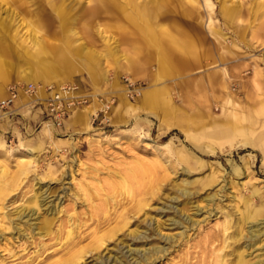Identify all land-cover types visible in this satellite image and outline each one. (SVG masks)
I'll list each match as a JSON object with an SVG mask.
<instances>
[{"label": "rangeland", "instance_id": "1", "mask_svg": "<svg viewBox=\"0 0 264 264\" xmlns=\"http://www.w3.org/2000/svg\"><path fill=\"white\" fill-rule=\"evenodd\" d=\"M147 20L166 50L175 37L179 56L188 43L202 62L185 71L192 86L170 97L207 122L197 142L164 136L141 104L120 97V61ZM11 47L43 49L34 60L49 70ZM0 62V99L36 75L89 96L59 129L39 112L0 116V264H264V0H0ZM209 69L221 96L197 82ZM100 102L111 108L91 128L76 122L88 110L91 125ZM250 135H262L259 150ZM27 148L37 158L19 163Z\"/></svg>", "mask_w": 264, "mask_h": 264}, {"label": "crops", "instance_id": "2", "mask_svg": "<svg viewBox=\"0 0 264 264\" xmlns=\"http://www.w3.org/2000/svg\"><path fill=\"white\" fill-rule=\"evenodd\" d=\"M155 26L156 25L153 23V21L149 22L147 20L142 29L143 31H141V38H138V34H136L137 36L135 37V39L131 37V40L134 42H131L130 45L133 46V48H136L135 49L136 51L134 50L133 53L129 52L127 55L130 57H125L126 59L123 58L121 60L122 62L120 61L121 66H124V67L126 66L125 68H122L121 71L124 72L125 75L131 77L133 80L137 82L145 83L147 87H148V83L149 82L151 83L150 84L151 86L149 85V88L145 92L144 90L147 87L143 89L142 91L143 96L136 99L134 102L142 105L143 112L146 114L147 118H153L158 122V128L160 130L162 129L161 123L163 120H165L168 124L174 126L172 129L167 130L164 136L168 135L166 134L168 131H173V130L180 131L179 127H184L186 128L188 135H189V138H186V137L185 138L189 139L190 141L197 142L196 132L199 128H201V126H203L204 123H207V122L204 121L203 124L201 122L198 123V121H196L195 112L193 113V112H189L186 109H183V110L179 109L170 97L172 95L173 89L175 88L176 89L177 88L188 89L189 87L192 86L193 80L191 78L186 79L188 74L185 71L199 64L188 65V66L185 65V62L182 59L183 57L179 56V53L177 50V47H179V43L178 41H176L175 37L172 38V42L170 44L171 50L170 51L166 50L164 43L160 41L161 39L159 38L154 39L153 36L151 37V35H154L155 32L159 33L160 35L162 34V32L160 31V27L156 28ZM130 34L131 36H133L135 33L133 34L132 32H130ZM154 40H157V41H154ZM145 48H146V51H145ZM190 48H191V53H193L195 51V49L193 48V45H190ZM213 63L214 62H212V64ZM181 65L185 66V70H182V68L180 67ZM200 65H202L201 61H200ZM103 66L104 65H102L101 63H98L95 66H92V65L89 66V68L90 69L97 68V67L103 68ZM105 67H108V65H105ZM211 68L214 69V67H211ZM212 69L207 70L205 76L198 78L197 82L201 84L213 86L214 88L215 86H219V84H217V81H216L218 77L215 78L216 75L211 74ZM127 70L133 71L132 74H130ZM253 70L256 71V68ZM224 75H225L224 77L222 76L220 77L223 83L229 84L231 81H233L226 71ZM226 78H228L229 81H227ZM89 80L90 82H93V79H89ZM109 80L110 79H108V81ZM242 82H245V81L243 80ZM252 82L255 84H258L261 82V80L259 79V77L256 76L252 80ZM118 83L121 86L120 87L121 90L119 92H120V97L122 98V101L124 103V106L130 107V105L132 104V100H130L127 95L126 85H121L120 80H117L116 85H119ZM26 84L27 85L29 84L51 85V84H46V83H41V82L26 83ZM224 89H225L224 87H216L215 90L217 91V94H218L217 96H221L220 92L224 91ZM185 96L189 98L188 93H186ZM126 100L129 101L130 104ZM226 104H228V101L226 102ZM86 112L87 113L81 114L77 118L76 122L80 124L84 123L86 128L88 129V128H91L92 126V115L90 117L91 119V125H90L88 122L90 111L86 110ZM115 122H117L119 125H122V124H126L127 120H125L124 114H120L117 118V121ZM65 123H64V126H65ZM143 123L146 124L148 130L153 129V126H154L153 121L149 119H144ZM136 124L138 125L141 124V121L136 120L135 126ZM210 124L218 125L220 124V122L218 120H214L212 122L210 121ZM231 126H234L238 129L242 126V124L235 122V123H232ZM128 130H131V129H128ZM229 132L230 131H223L222 133H217L216 135L218 137H225L228 135H233V132H230V133ZM182 134L185 136L184 133Z\"/></svg>", "mask_w": 264, "mask_h": 264}, {"label": "built area", "instance_id": "3", "mask_svg": "<svg viewBox=\"0 0 264 264\" xmlns=\"http://www.w3.org/2000/svg\"><path fill=\"white\" fill-rule=\"evenodd\" d=\"M88 100L89 96L80 94L78 87L73 85L17 84L9 88L7 97L0 99V116L9 118L17 111L39 112L44 125L63 127ZM99 113L94 116L95 120Z\"/></svg>", "mask_w": 264, "mask_h": 264}, {"label": "bare ground", "instance_id": "4", "mask_svg": "<svg viewBox=\"0 0 264 264\" xmlns=\"http://www.w3.org/2000/svg\"><path fill=\"white\" fill-rule=\"evenodd\" d=\"M212 8V7H211ZM65 12V11H64ZM64 14V13H63ZM214 29V28H213ZM211 34H215L216 35V33H215V31H211ZM36 45H38V43H39V40L36 38ZM35 44V43H34ZM179 46H180V44H179ZM184 48H185V53L183 54V60H184V62H185V65L186 66H188V65H197V64H200V61L201 60H198V58H195V57H193L190 53H191V48H190V45L188 44V43H185L184 44ZM11 49V52L13 53V54H16V55H19V54H22V55H24V56H30L31 57V60H33V65H32V67H34V68H37V69H46V70H49V68H50V65H45V64H40V62L39 61H36V60H34L36 57L37 58H39V56H41V55H48V53H45L44 52V50L43 49H34V50H28V49H23V50H20V52H17L16 50H14V48H10ZM125 58V57H124ZM162 58V57H161ZM126 59V58H125ZM103 60V59H102ZM164 61V60H163ZM28 62H29V60H28ZM122 62V61H121ZM124 62V61H123ZM128 62V61H127ZM165 62V61H164ZM63 62H61L60 64H62ZM96 63V62H95ZM124 64V63H123ZM212 64V63H211ZM1 65H3V63H1L0 62V66ZM125 65V64H124ZM167 65V64H166ZM168 66V65H167ZM126 67V66H125ZM107 79V78H106ZM125 81L126 82H128V84L126 85V91H127V95H128V97H129V99L130 100H132V101H135L136 99H138V98H140L141 96H142V91H143V89H140V88H137L136 86L139 84V82H137V81H135V80H133L131 77H129V76H127V75H125ZM213 79V78H212ZM32 80L33 81H36V82H38V81H46V83H49V81H54V82H56L57 84H59L58 86H64V84H62L61 85V80H57V79H44V78H42V77H40L39 75H36L35 77H33L32 78ZM198 80V79H197ZM226 80L227 81H229V79L228 78H226ZM209 81V80H208ZM215 81V80H214ZM225 82V81H224ZM246 82V81H245ZM50 84V83H49ZM29 85H31V84H29ZM32 85H38V84H32ZM151 86V85H150ZM134 88V90H132L131 88ZM146 91V90H145ZM144 94V93H143ZM99 105H100V108H99V110L97 109L93 114H92V123H93V117L94 116H97V114H98V112L100 111V110H110V105H106V104H103L102 102H100L99 103ZM106 114H109L108 112L106 113ZM162 124H163V126L166 128V130H170V129H172L174 126L173 125H170V124H168L165 120H163L162 121ZM253 124V123H252ZM49 127H51L52 129H58V128H60V127H52L51 125H48ZM180 128V131L182 132V133H184L185 134V137L186 138H189V135H188V132H187V130H186V128H184V127H179ZM250 128V127H249ZM254 128V127H253ZM230 133V132H229ZM262 136V135H261ZM261 136H257V138H256V136H255V138H253L251 135H250V142H251V146L253 147V148H255V149H258L259 150V148H260V146H259V144L262 142L261 140L259 141V139H260V137ZM252 137V138H251ZM252 139H254V140H252ZM146 144H147V146L150 148V149H152V150H154V151H156V152H158V151H160V148L153 142V141H151V140H146ZM28 150L25 152L27 155L26 156H21V157H17V160L19 161V163H26V161H27V159H30V160H33V159H36L37 158V155H36V151L34 150V149H31V148H27ZM28 173V172H27ZM15 180V179H14ZM35 190V189H34ZM244 214V217L246 218V220H249V219H253V217H255V212L253 213V212H245V213H243ZM245 214H247L248 215V218L245 216ZM119 217V216H118ZM48 233V232H47ZM136 232H131V234H135ZM52 233H50V235H51ZM130 234V235H131ZM48 235V234H47ZM103 244H105V243H103ZM103 247V246H102ZM80 259V258H79ZM239 259H241V258H239ZM75 260V259H74ZM73 260V261H74ZM72 261V262H73ZM71 264V263H70ZM220 264H226L225 263V260H224V258L222 259V261H221V263Z\"/></svg>", "mask_w": 264, "mask_h": 264}]
</instances>
